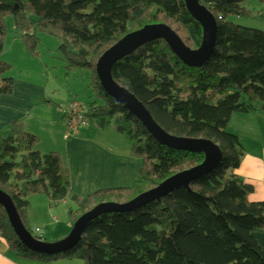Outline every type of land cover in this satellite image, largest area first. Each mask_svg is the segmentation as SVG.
I'll return each mask as SVG.
<instances>
[{
    "label": "trees",
    "instance_id": "16d2710c",
    "mask_svg": "<svg viewBox=\"0 0 264 264\" xmlns=\"http://www.w3.org/2000/svg\"><path fill=\"white\" fill-rule=\"evenodd\" d=\"M264 0H199L214 18L216 42L200 69L184 66L163 41L139 48L111 69L113 82L131 94L166 134L206 140L217 146L220 165L211 173L157 202L121 214H103L88 223L80 241L63 254L47 256L26 250L14 235L0 205V237L19 259L47 264H264V253L254 233H264V203H249L253 190L234 175L243 151L227 132L233 115H251L261 105L264 117V33L233 25L250 20L240 8ZM11 17L25 52L37 57L38 35L59 41L66 73H90L92 97L85 118L99 130L110 128L131 145V155L142 161L139 182L131 188L98 192L87 198L69 197L75 210L72 223L100 204H126L156 188L175 174L199 166L201 153L170 150L156 143L120 105L107 97L95 76L99 57L123 37L149 25L169 27L182 44L196 51L200 26L183 0H0V59L4 19ZM10 67L0 61V96H9ZM38 139L22 124L0 133V192L12 202L30 233L28 199L45 196L60 204L69 193L70 176L57 153L36 152Z\"/></svg>",
    "mask_w": 264,
    "mask_h": 264
},
{
    "label": "crops",
    "instance_id": "0c3cea01",
    "mask_svg": "<svg viewBox=\"0 0 264 264\" xmlns=\"http://www.w3.org/2000/svg\"><path fill=\"white\" fill-rule=\"evenodd\" d=\"M262 7L264 9V6ZM259 18L261 19L259 20L261 22L260 26H264V15L262 13L259 14ZM257 30L264 33L263 29ZM4 64L7 65L5 61ZM66 74L65 71V76ZM46 79L48 83L40 87L12 78L14 86L11 95L0 96V133L7 132L9 126L14 123L22 124L27 129L26 126L30 116L39 103L45 106L47 112L53 111L52 102H57L61 106L59 99H64V95H70L69 92L60 90L59 86H57L58 79L52 82H50V76ZM37 100H39L38 104L36 103ZM74 101L76 99L69 102L65 101V103L68 104ZM91 104L100 105L93 97L91 101L88 100V103L83 105L88 107ZM58 105H56L57 109L59 108ZM59 109L58 111H60ZM58 114L60 115V112ZM59 118L57 122L55 121L52 124L59 126L60 143L51 142L48 144V151L49 153L61 151V153L57 154L61 156L69 172L70 189L68 194L66 192L62 193L64 200L58 205L68 203L71 196L87 198L98 192L128 189L139 182V171L142 167V161L131 155V145L127 143L124 137L110 128L99 130L94 125H88L75 135L66 136L65 131L62 130V116L60 115ZM227 131L237 137L243 151L240 165L233 174L242 179L245 185L252 188L253 192L248 197L249 203H264V117L261 114V105L256 103L254 105V113L251 115H233L227 125ZM27 132L30 133V131ZM30 199H28L29 207L26 212L28 227L29 224L34 226L41 225L33 230V232L36 229L40 231L39 237L41 238L39 241L48 246L55 244L54 242L62 237H52V239L48 240V243H43L46 241L43 235V223L32 221L36 216L39 217L41 211L44 214H48L45 211L46 204L49 212L51 211L48 199L43 196L38 203L44 208L43 210L38 209L36 213L33 210L35 203ZM28 229L31 233L32 230ZM65 229L69 233L72 229V224L66 223ZM64 236L63 240L68 237L65 232ZM253 237L264 253V233H254ZM0 264L42 263L17 258L0 237ZM47 264L82 263L58 260Z\"/></svg>",
    "mask_w": 264,
    "mask_h": 264
},
{
    "label": "water",
    "instance_id": "95a60500",
    "mask_svg": "<svg viewBox=\"0 0 264 264\" xmlns=\"http://www.w3.org/2000/svg\"><path fill=\"white\" fill-rule=\"evenodd\" d=\"M189 16L201 28L202 39L196 51L186 48L177 35L164 25H149L126 35L111 46L95 64V76L104 94L120 105L145 129L159 145L173 151L201 153L203 162L194 168L173 175L126 204H100L77 219L68 237L59 244L45 245L35 240L23 227L11 200L0 192V205L5 210L12 231L19 243L33 254L56 256L72 249L80 241L86 225L103 214L129 213L150 203L157 202L178 189H187L197 179L211 173L221 163L222 155L217 146L206 140L176 138L166 134L152 120L145 108L124 88L111 78L112 67L146 44L163 41L170 52L186 67L200 69L211 56L216 42V23L213 16L199 4V0H183Z\"/></svg>",
    "mask_w": 264,
    "mask_h": 264
},
{
    "label": "rangeland",
    "instance_id": "374dc122",
    "mask_svg": "<svg viewBox=\"0 0 264 264\" xmlns=\"http://www.w3.org/2000/svg\"><path fill=\"white\" fill-rule=\"evenodd\" d=\"M240 8L249 11L251 19L246 20L231 18L229 21L233 25L245 29L264 30V26H260L261 22L259 21L261 20L259 18V14L262 13L264 15V9L261 5L251 1L243 3L242 5H240ZM4 26L5 41L3 54L0 61L3 63L5 61L10 67V70L5 75V78L21 80L25 83L40 87H43L44 84L48 83L46 81V78H48L49 76L51 81L49 79L48 80L50 82L58 79L57 86H59L60 90L68 91L70 94L64 95V99L62 100L59 99V104L62 107L66 104L65 101L69 102L76 99V101L78 100V102L86 105L88 103V100H92L90 88V73L87 71H72L70 74L67 73L65 76V71L62 64L63 62L58 52L59 41L57 39L48 37L46 35H38V55L36 58H33L29 56L23 49V46L19 39V34L15 31L11 17H7L4 19ZM39 100H37V104L39 103ZM56 105H58L57 102H52L53 111L47 112L45 110V106L39 103L30 116V120L28 121L26 126L27 131H30L31 134L38 137V145L35 151L40 152L41 155L49 154L48 144H50L51 142L55 141L58 144L60 143L59 126L52 124L55 121L57 122L58 118L60 117V115L58 114V109L61 106L58 105L59 108L57 109ZM56 110L58 111V113ZM62 130H64L63 127ZM227 132L230 133L229 131ZM57 153H61V151ZM35 197L36 198L31 197L30 200L35 203L33 206V210L36 213L38 212V209L43 210L44 207L42 205H39L38 203L40 200H42L43 196ZM49 207L51 210L50 212L48 209V205L46 204L45 211L48 214H44L43 211H41L39 213V217L36 216L32 221L43 223V235L46 239V241L43 243H48V240L52 239V237H62L59 239L57 238L58 240L54 242L55 244H59L65 238L64 232L65 235L68 236L72 231L71 229V231L69 230L70 232L68 233V231L65 229L66 223H71L72 227L75 224L72 223L71 219L68 217V211H74L75 206L70 202H66L65 204H54L50 205ZM39 226L29 224L28 228L32 230L31 233L33 237L39 236L34 234L33 232V230Z\"/></svg>",
    "mask_w": 264,
    "mask_h": 264
},
{
    "label": "built area",
    "instance_id": "2783aa9c",
    "mask_svg": "<svg viewBox=\"0 0 264 264\" xmlns=\"http://www.w3.org/2000/svg\"><path fill=\"white\" fill-rule=\"evenodd\" d=\"M60 113L66 135H74L88 125L85 118L87 108L78 102H71L61 107ZM34 234L40 236V231L36 229ZM39 236L38 239L41 238Z\"/></svg>",
    "mask_w": 264,
    "mask_h": 264
},
{
    "label": "clouds",
    "instance_id": "9594fccd",
    "mask_svg": "<svg viewBox=\"0 0 264 264\" xmlns=\"http://www.w3.org/2000/svg\"><path fill=\"white\" fill-rule=\"evenodd\" d=\"M74 102H78V101H74ZM70 103H71V102H70ZM78 103H80V102H78ZM68 104H69V103H68ZM80 104H82V103H80ZM66 105H67V104H66ZM82 105H83V104H82ZM64 106H65V105H64ZM83 106H85V105H83ZM61 107H62V106H61ZM61 107H60V108H61ZM85 107L88 108L87 106H85ZM59 110H60V109H59ZM59 112H60V111H59ZM60 115H61V113H60ZM62 124H63V122H62ZM88 125H89V124H88ZM88 125H87V126H88ZM87 126H86V127H87ZM63 127H64V126H63ZM86 127H85V128H86ZM83 129H84V128H83ZM81 130H82V129H81ZM64 131H65V129H64ZM76 134H77V133H76ZM65 135H66V133H65ZM74 135H75V134H74ZM66 136H67V135H66ZM68 136H69V135H68ZM30 235H31V237L34 238L35 240H38V241H39L38 237H33L32 234H30Z\"/></svg>",
    "mask_w": 264,
    "mask_h": 264
}]
</instances>
